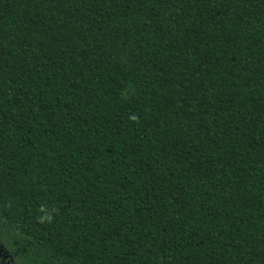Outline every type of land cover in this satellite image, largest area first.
Returning a JSON list of instances; mask_svg holds the SVG:
<instances>
[{
  "label": "trees",
  "instance_id": "obj_1",
  "mask_svg": "<svg viewBox=\"0 0 264 264\" xmlns=\"http://www.w3.org/2000/svg\"><path fill=\"white\" fill-rule=\"evenodd\" d=\"M264 264V0H0V264Z\"/></svg>",
  "mask_w": 264,
  "mask_h": 264
},
{
  "label": "flooded vegetation",
  "instance_id": "obj_2",
  "mask_svg": "<svg viewBox=\"0 0 264 264\" xmlns=\"http://www.w3.org/2000/svg\"><path fill=\"white\" fill-rule=\"evenodd\" d=\"M1 264H3V262H1Z\"/></svg>",
  "mask_w": 264,
  "mask_h": 264
}]
</instances>
